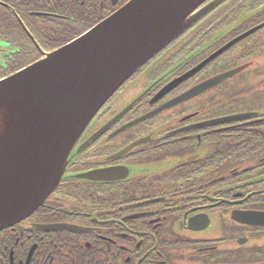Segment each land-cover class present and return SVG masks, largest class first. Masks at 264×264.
<instances>
[{"label": "flooded vegetation", "instance_id": "flooded-vegetation-1", "mask_svg": "<svg viewBox=\"0 0 264 264\" xmlns=\"http://www.w3.org/2000/svg\"><path fill=\"white\" fill-rule=\"evenodd\" d=\"M128 1L0 0V81ZM258 1L225 0L119 89L75 148L104 132L65 176L117 173L109 182L62 180L41 207L0 231V264H264V3ZM233 19L241 26L217 38ZM234 69L228 81L183 98ZM248 78L253 88L243 91ZM120 92L129 99L116 107Z\"/></svg>", "mask_w": 264, "mask_h": 264}, {"label": "water", "instance_id": "water-1", "mask_svg": "<svg viewBox=\"0 0 264 264\" xmlns=\"http://www.w3.org/2000/svg\"><path fill=\"white\" fill-rule=\"evenodd\" d=\"M224 1L130 0L68 45L0 81V231L41 207L64 179L111 180L117 170L65 176L104 129L75 148L77 141L136 71ZM259 28L228 43L184 77ZM238 71L212 78L183 98L224 83Z\"/></svg>", "mask_w": 264, "mask_h": 264}, {"label": "rangeland", "instance_id": "rangeland-1", "mask_svg": "<svg viewBox=\"0 0 264 264\" xmlns=\"http://www.w3.org/2000/svg\"><path fill=\"white\" fill-rule=\"evenodd\" d=\"M261 50L263 51V53H264V43H262V45H261ZM224 64L226 65V66H228V67H230V66H233V65H231L232 63H230V61L228 60V59H226V61L224 62ZM235 65V64H234ZM251 72H253V69L251 68L248 72H246L241 78H240V80H243L247 75H249ZM250 78H248L246 81H243V84H242V88L244 89L243 91H246V89H250V88H253V87H251L252 86V82L249 80ZM232 84H234V83H232ZM127 87H129V85L127 86ZM119 99L117 100V101H115V106L116 107H121L122 105H124L127 101H128V99H129V97H127L126 95H124V94H122L121 92L119 93ZM217 227L215 228V230L217 231Z\"/></svg>", "mask_w": 264, "mask_h": 264}, {"label": "trees", "instance_id": "trees-1", "mask_svg": "<svg viewBox=\"0 0 264 264\" xmlns=\"http://www.w3.org/2000/svg\"><path fill=\"white\" fill-rule=\"evenodd\" d=\"M257 3H258V5L260 6V5H262V4L264 3V0H259ZM257 3H256V4H257ZM263 9H264V5L262 6L261 9H259V11H261V10H263ZM226 19H227V18H226ZM237 20H238V19H237ZM237 20H236V19H233L234 22H233L232 24H233L234 26H233V28L229 29V31H228L227 33H230L231 31H233V30H235V29H237V28H239V27L241 26V22H240L241 19H239V21H237ZM229 22H230V20H229ZM227 33H226V34H227ZM223 35H224V34H223ZM223 35H222V36H223ZM222 36H221L220 38H222ZM91 195H92V194H90L89 196H91Z\"/></svg>", "mask_w": 264, "mask_h": 264}]
</instances>
